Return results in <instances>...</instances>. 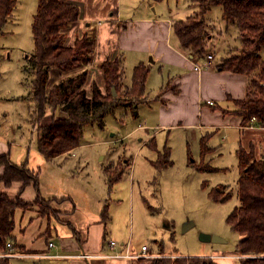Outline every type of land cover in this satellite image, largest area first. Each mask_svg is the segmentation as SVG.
Wrapping results in <instances>:
<instances>
[{
    "label": "rangeland",
    "instance_id": "374dc122",
    "mask_svg": "<svg viewBox=\"0 0 264 264\" xmlns=\"http://www.w3.org/2000/svg\"><path fill=\"white\" fill-rule=\"evenodd\" d=\"M149 1L125 2L124 0L121 5L118 4L125 18L133 13L130 7H135L137 11L144 7L148 11L152 10L153 6L148 7ZM37 3L38 0H18L12 17L3 25L0 36V119H2L0 135L5 136L3 139L14 145L12 148L16 149L24 146L19 142L20 139L26 140V148L31 141V143L37 141L35 125L29 124V116L34 104L32 106L22 99L28 97L27 86L32 78L29 72L23 71V68L34 49L31 23ZM189 4H194V8L190 7L185 13L192 16L195 10V15H198L199 4L193 3L192 0H162L160 9L167 16L168 8L176 9L183 6L186 9ZM180 17L182 14L174 20ZM221 18V7L213 5L206 16V22L212 25L210 29L214 38L207 42L206 50L214 57L215 62L225 55L229 47L236 45V48L228 52L225 57L236 54L240 49L237 47V28V33L235 28H227L224 31ZM115 27L118 29V26ZM226 27L235 26L226 25ZM95 29L98 35H95L91 27H85L83 32L96 41L98 39L100 52L105 51L104 53L107 54L110 51V43H116L114 39L117 38V32L112 30L103 32L102 26L98 27V25ZM69 35L73 36L72 33ZM65 37L67 39V34ZM260 54L264 59V49ZM145 60L150 61L149 58ZM124 66L127 69V71L125 69L126 80H129V72L133 66L129 61ZM152 74V76L156 75L153 77V85H157L156 82L160 83L161 80L158 69L155 68ZM122 86L123 88L118 91L119 95L123 94L124 87L129 85L122 84ZM147 90L151 92L152 84ZM120 102L123 106L116 107L104 118L103 127H99L97 123L85 126L79 147L75 151L68 152L66 155L69 156L59 162L66 172L65 177L61 178L50 171V165L46 164L43 156L39 155L38 157L42 159L38 161L36 155H29L30 164L27 166L39 172L40 196L46 199L51 196L70 197L72 202L48 199L52 211L50 218L39 216L41 210L39 206L18 211L20 212L18 216L20 214L24 216L21 217L22 219H15L16 228L13 231L15 241H23L28 247L31 246L28 242V231L23 238L16 235L18 229L22 231L26 226V217L38 218V222L42 220V223L51 221L50 226L48 224L43 228L44 234L49 235L55 225L61 229V233L68 231L73 234L70 223L79 235H83L86 222L99 220L100 213L107 207V216L111 222L109 225L111 229L109 234L107 233L109 239L118 244V239H123L124 244L131 245L134 253L140 252L142 245L146 246L150 250L149 256H154L141 258L142 260L156 257L173 259L177 256L172 254H186L190 255L189 257L210 256L216 258L219 264H239L235 247L240 236L231 230L226 222L228 215L238 204L236 192L239 171L237 157L233 151L235 147L233 136L219 134L221 142L212 155L213 159H209L207 155L202 158L200 142L195 139L196 136L182 129L171 131L168 135L167 131H158L154 134L153 141L150 142L149 139L148 145L143 147L140 141L143 132L136 131L139 124L140 127H144L142 114L137 118L126 113L125 110L131 111L130 107H126L131 101L121 99ZM134 113L136 114L135 111ZM60 114L61 112L56 116ZM196 134L199 135L198 132ZM152 149L158 150L156 156L154 154L156 152ZM165 150H169L167 159L170 165L156 169L152 163L158 159V154L162 156ZM26 157L22 161H25ZM110 164L113 168L123 169L124 172L111 189L107 184L108 175L104 174L103 170ZM60 180L61 183L56 184ZM220 185L228 189L219 192H222V195L229 193L230 196L224 201H213L210 194ZM190 225L191 227L186 230ZM202 233L214 235L222 241H202L200 240ZM52 234L54 236V233ZM53 239L57 240V237L54 236ZM154 240L163 243V246L160 243L161 246L155 244ZM36 241L33 245L40 247L43 241L38 239ZM53 243L56 246L58 242ZM22 253L45 252H31L24 248ZM199 253L201 256L198 255ZM15 259L9 261L12 264H48L47 260L31 257ZM60 262L62 261L54 259L51 264H61Z\"/></svg>",
    "mask_w": 264,
    "mask_h": 264
},
{
    "label": "trees",
    "instance_id": "16d2710c",
    "mask_svg": "<svg viewBox=\"0 0 264 264\" xmlns=\"http://www.w3.org/2000/svg\"><path fill=\"white\" fill-rule=\"evenodd\" d=\"M18 0H0V36L3 25L11 18ZM199 4V13L186 20L173 23L172 29L180 47L198 58L206 55L207 42L210 39V26L205 15L213 5L220 6L225 24L233 25L238 30L240 49L236 54L223 58L218 65L220 70L243 74L247 77L246 93L243 99L234 101L235 115L241 117V126L246 127L250 120L264 128V0H192ZM79 19V8L66 0H38L36 12L31 23L34 49L27 58L23 71L31 74L28 99L34 108L30 114L32 126L37 133L36 148L47 160L68 153L80 145L85 126L97 123L103 127L104 118L116 107L123 106L121 99L131 102L126 104L133 112L146 93V81L149 68L140 63L133 68L131 83L125 86L119 95L123 68L121 60H104L98 67L102 71L105 93L92 83L90 93L84 88L87 78V67L92 64L91 55L95 40L84 34L75 38L72 44L66 43L65 30ZM52 68L60 70L66 78L47 88L49 72ZM77 69L81 71L76 72ZM114 88L116 95H112ZM59 110L61 115L56 116ZM225 114V112H224ZM208 136L200 139V156L210 153L207 145ZM153 141L151 138L150 142ZM238 161L239 177L236 197L238 204L227 217L231 230L237 232L240 240L235 247L239 264H264V157L255 155L252 146L245 149L239 146L235 152ZM169 150L152 163L156 169L170 165L167 157ZM0 167L3 168L0 182L5 189L18 185L13 196L7 192L0 193V252L11 242L13 250L23 252L15 244L16 211H25L32 206H39L40 217L52 214L49 201L40 196L39 172L30 169L27 162L15 164L8 154L0 155ZM206 168V167H204ZM210 169V167H209ZM123 169L113 168L112 164L104 169L108 175L109 189L121 178ZM32 187L35 196L32 200L22 197L24 190ZM220 185L210 194L213 201H224L230 194L222 195ZM68 200L70 197L55 199ZM107 207L100 213V221L107 220ZM73 234L78 232L69 223ZM162 245V244H161ZM159 244V246H161ZM150 250L148 249V252ZM10 259L0 258V264H10ZM139 260V259H137ZM145 264H218L209 257L152 258L142 260Z\"/></svg>",
    "mask_w": 264,
    "mask_h": 264
},
{
    "label": "crops",
    "instance_id": "0c3cea01",
    "mask_svg": "<svg viewBox=\"0 0 264 264\" xmlns=\"http://www.w3.org/2000/svg\"><path fill=\"white\" fill-rule=\"evenodd\" d=\"M66 1L79 8L78 21L72 23L70 27L65 30V33L67 34V44H72L75 38H79L85 34V32H83L85 27L93 28L95 35H98V32L95 29V26L97 25L98 27L102 26L103 32H107L108 30L117 32V38L114 39L116 40V43H110V51L107 54L104 53L105 51L103 53L100 52L97 45L98 39L96 41L94 38L95 47L91 55L92 64L86 68L87 78L84 84L87 95L90 93V85L92 83H94L102 93H105L106 91L102 71L98 67V65L104 60H121L123 68L121 84L123 85H130L131 74L136 65L143 63L149 68V74L146 81V93L142 101L136 106V110H134L136 114L134 111L132 112L124 109L126 113L135 115L137 118L142 114L144 127H140L139 124L136 131L140 130L143 132L142 136L144 138L142 137L140 139L143 147L148 145L147 142L149 139L153 138L154 134L158 131H167L168 135L171 131L182 129L186 132H191L193 136H196L195 139L199 142L202 136H208L207 145L211 149L210 153L207 154L209 159H213L212 155H214V151L217 149L216 147L220 146L221 141L219 140V134H226L227 137L233 136V146H235L233 147L234 155H236L235 152L239 146L245 149H249L250 146H252L255 150L256 157H264V128L260 127L255 122L250 123L246 127H242L240 125L241 117L233 113V111L236 110L234 101L241 100L245 96L247 87L246 75L232 73L218 68L221 60L228 52L236 48V45L232 48L229 47L225 55H223L219 61L215 62L214 57L207 53V50L206 55L203 58H198L187 51H183L173 32L172 25L174 22L178 20H186L195 15V10L192 16L185 13L190 7L194 8V4H189L186 9L183 6L176 9L168 8L169 11L166 16L165 13H162L163 10L160 9L162 8V0H147L149 1L148 7L153 6L152 10L149 9L148 11L147 8L144 7L137 11L135 7H130L128 5L130 10H133V13L132 15H127L128 17L126 16L123 18V11H121L120 5L124 0ZM129 1L130 0H125V2ZM135 1L140 2V0ZM211 7L205 15V20ZM179 14H182V17L174 20ZM221 21L224 26V31H226L225 29L227 28H235L236 30V27H226L223 18H221ZM207 24L212 28L210 23ZM115 26H118V29H116ZM210 31V39L208 42L214 38V35L211 34L213 31ZM70 33L73 34L72 37H70ZM77 34H79L78 37H76ZM236 36L238 40L237 47L240 48L238 33ZM208 55L211 56V60L206 66ZM146 58H149L150 61H146ZM127 61L133 66L129 72V80H126V68L124 66V64H127ZM197 66H200L201 69L196 70L195 67ZM155 68L158 69V72L161 75L160 83L157 81V85H153V77L156 75L152 76V72ZM79 71H81V69L76 70V72ZM66 76L67 75H64L60 70L52 68L49 72L47 88L50 89L54 84L66 78ZM150 84H152L151 92L147 90ZM28 86L27 89L29 88ZM121 87L123 88L122 85ZM21 98L22 97H20V99ZM22 99L33 106L32 101H30L27 96ZM207 101L213 102L214 105L209 106L206 104ZM57 113H59V110L55 111V115H57ZM1 120L2 119H0V122ZM29 124H31L30 116ZM196 132H198L199 135H197ZM0 133H2V131H0ZM0 137L2 138H0V155L8 154L9 160L12 163L19 165L22 164V162H27L28 165L30 164L28 159L30 154L36 155L37 157L41 155L36 148V141L28 143L26 148V140L20 139L19 142H22L24 146L16 149L12 148L14 145H11V143L3 139L5 136L0 135ZM72 151H75V149ZM157 151L158 150H153V152H156L154 153L155 156L157 155ZM187 153L189 154V150ZM66 154L67 153L62 154L51 160H47L43 157L46 164L50 165L49 170L55 172L61 178L65 177L64 175H66V172L63 166L59 165V162L69 156ZM71 156H73V153H71ZM25 157V161H22ZM153 157L154 156H152V159ZM38 159V161H41L42 158L38 157ZM14 160L19 163H16ZM31 168L32 167H30V169ZM104 169L105 168H103V170ZM2 171L3 168L0 167V175L2 174ZM58 182H56V184H60L61 180ZM18 187L19 186L16 185L13 188L5 189L4 185L0 182V193L7 192V194L13 196ZM34 196L35 191L32 187H27L22 194V197L25 200H32ZM61 198L66 197L51 196L48 199L55 200ZM43 199L47 200L46 198ZM64 201L68 202V200ZM18 211L15 213V219L24 216V214L18 216V213L22 212ZM25 219L26 226L22 231L21 229H18L19 231L16 235L23 238L28 231V242H30L29 244H31V248L23 241L13 242L23 249L25 248L27 251H44L49 255L62 254L75 256L85 254L96 256L111 254L117 250L121 251L125 245L123 239H118L119 244L116 243L114 249L108 247V243L111 241L107 235V233L109 234V229H111L109 226L111 224V222H109V216L105 222H101L100 218L97 221L86 222L85 233L83 235L78 234V237L68 231L66 233H61V229L56 225L53 226L52 232H50L49 235L44 234L43 228L48 226V224L50 226L49 222L51 221H48V223H42L41 219H39V221H41L38 222V218H31V216L28 218L26 217ZM52 233L57 237V240L53 239L54 236H52ZM13 234H15V232ZM36 239L43 241L41 242L42 245H40V247H35L33 245V243L37 242ZM50 240L53 242L57 241L58 243L53 248L49 249L47 244ZM154 243L159 244L160 242L154 240ZM160 244L163 246V243ZM129 247L130 251L133 252L131 250V245H129ZM27 248L30 249L28 250ZM52 249L53 252H51ZM147 254L148 256L151 255L148 252ZM172 255L183 257L190 256L186 254ZM198 255L201 256L200 253ZM236 257L238 259V256ZM209 258L212 257L209 256ZM212 259L215 261L217 260L216 258ZM42 260H47L48 264H51L54 259L42 258ZM59 260L62 261L60 262L61 264H145V262L140 259L132 260L125 258L115 259L92 257L88 259L65 258ZM40 262L41 261H39V263ZM9 263L12 264L11 261H9Z\"/></svg>",
    "mask_w": 264,
    "mask_h": 264
},
{
    "label": "built area",
    "instance_id": "2783aa9c",
    "mask_svg": "<svg viewBox=\"0 0 264 264\" xmlns=\"http://www.w3.org/2000/svg\"><path fill=\"white\" fill-rule=\"evenodd\" d=\"M210 60H211V56L208 55L206 66ZM195 68H196V70L201 69L200 66H197ZM206 104H208L209 106L214 105L213 102H211V101H207ZM252 122H254V118H252L250 120V123H252ZM47 246L50 249V248H53L55 245H54V243L49 242ZM108 247L111 249H114V247H116V243L114 241H110L108 243ZM122 250L121 251L117 250L111 254L96 255V256L85 255V254H80V255H75V256H68V255H62V254L49 255L47 253L24 254L22 252L19 253L17 251H14L12 243L7 242L6 243V249L4 251L0 252V258H7V259L11 260L14 258H28V257L35 258V259H42V258H46V259H65V258L88 259V258L96 257V258H115V259L125 258V259L137 260V259L149 257L147 254L148 248L144 245L141 246L140 252H138V253L131 252L128 243L123 246Z\"/></svg>",
    "mask_w": 264,
    "mask_h": 264
},
{
    "label": "water",
    "instance_id": "95a60500",
    "mask_svg": "<svg viewBox=\"0 0 264 264\" xmlns=\"http://www.w3.org/2000/svg\"><path fill=\"white\" fill-rule=\"evenodd\" d=\"M111 91H112V95L115 96L116 95L115 89L112 88ZM189 227H191V225L188 226L186 228V230L189 229ZM200 240H202V241H212V242H221L222 241L220 238H218V237H216L214 235L204 234V233L200 234Z\"/></svg>",
    "mask_w": 264,
    "mask_h": 264
}]
</instances>
